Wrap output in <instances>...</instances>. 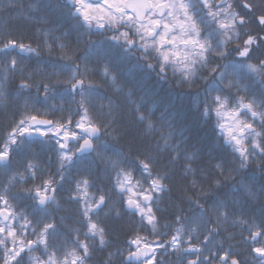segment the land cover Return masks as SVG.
<instances>
[{
    "label": "snow or ice",
    "instance_id": "snow-or-ice-1",
    "mask_svg": "<svg viewBox=\"0 0 264 264\" xmlns=\"http://www.w3.org/2000/svg\"><path fill=\"white\" fill-rule=\"evenodd\" d=\"M30 12L46 14L26 19L54 26L37 28L27 43L7 26L0 33V102L12 95L6 86L17 73L14 98L23 99L0 143V173L8 177L0 187V264H88L110 245L101 212L139 218L126 249L118 250L121 264H167V255L176 264H264V0H33ZM57 13L70 22L75 44L67 31L55 35L63 24L49 15ZM101 61L104 81L132 105L143 137L159 132L157 152L170 153L173 168L183 159L182 177H193L180 190L188 209L176 205L175 228L164 224L162 232L158 217L171 173L157 167L150 150H140L136 137L127 151L120 145L131 129L121 123L119 103L97 104L101 85L92 77ZM114 63L142 86L154 77L153 87L168 101L159 127L144 97L137 103L119 83ZM186 102L198 121L211 123L207 153L187 151L186 129L167 115ZM33 145L55 153V172L41 166ZM217 150L222 154L213 156ZM204 155L216 161L211 169L193 168ZM93 156L112 181L107 192L93 191ZM17 158L26 161L23 171L13 170ZM73 169L79 178L71 177ZM70 180L67 199L77 205L80 227L62 236L51 210L61 208L57 194ZM113 192L120 208L109 207ZM257 204L258 215L251 210ZM230 227L240 229V251Z\"/></svg>",
    "mask_w": 264,
    "mask_h": 264
},
{
    "label": "trees",
    "instance_id": "trees-1",
    "mask_svg": "<svg viewBox=\"0 0 264 264\" xmlns=\"http://www.w3.org/2000/svg\"><path fill=\"white\" fill-rule=\"evenodd\" d=\"M115 75H117L119 83L125 87V91L131 89L133 91V99L139 103L140 98L144 97L147 103L144 104V110L148 112L149 110L152 111V120L156 122L157 127H159L160 115L161 112L164 110V105L168 102L167 98H165L164 93L157 92L156 89L153 87L154 78L151 81L143 84L140 81L139 77L130 78L124 71V68L114 69ZM101 87L99 88V99H105L106 101L97 102V104H104L107 106L108 98L118 99L117 102L119 103L122 108L124 109V117L121 123L125 127H129L131 129L130 136L122 139L120 141V145L124 147L125 151H127V147L129 142L131 141L132 137L137 138V144L140 147V150L147 154L150 150L151 155L158 157V164L157 167L161 171H168L171 173V179L168 181L169 187L171 188V192L164 195L163 200L161 201L159 207L162 211L158 212V217L160 219L161 231H165L163 228L164 224H169L172 228H175L176 225L174 223L175 214H176V205L184 208L186 211L188 209V205L186 202H182L180 200L181 189L187 187L190 184V181L193 177L189 176L187 179H184L181 175L183 170V165L185 161L182 159L179 161L175 167L173 168L169 163L170 153L163 152L158 153L156 150V143L159 139V132L151 134L149 137H143L144 128L143 125L138 124L135 121L134 114L129 111L132 105H129L127 100L124 96L117 94L112 86L104 80H101L99 83ZM167 88V85L163 86ZM176 91H179L177 89ZM195 89H193V92ZM187 106L182 109L180 112H174L173 109H170L168 112V117L173 120L174 124L177 128H185V136L189 139L187 140V144L185 148L187 151L191 152L196 147L203 148V152L207 153L209 146L214 144V133L212 132L211 123L204 125L202 122L198 121L195 118V111L191 107L190 102H186ZM106 111V109H105ZM102 119H107V117H102ZM143 137V139H141ZM108 139L111 143V138H104ZM199 141V142H198ZM163 142L161 141V144ZM135 150V149H134ZM39 153V161L41 166L45 169L55 172L56 170V155L54 152H38ZM222 154V150H217L213 152V156H218ZM94 161L91 168V176L90 179L94 182L93 191L96 189H103L105 192L109 191L112 187V181L109 176L105 172L104 164L99 160H96L95 157H91ZM18 160V162H17ZM26 161L21 158L15 159L13 162V170L14 171H23V166ZM215 160H210L207 155L203 156V159L198 160L196 163H193V168H201L204 167L206 169H211ZM72 178H79V173L76 169H73L70 173ZM139 177V173L136 174ZM196 179H201V175L198 172ZM7 175L0 174V187H2L7 182ZM71 180L66 182L64 188L58 191L57 198L60 202L61 208L59 210H51L52 216L55 218V222L61 232V235L68 233L69 229L72 227H80V225L76 224V220L79 219L78 213L76 212L77 205L74 203L68 202V195L69 189L73 187ZM21 185H17L14 191H19ZM227 192V189H224ZM120 197L115 194L114 192L111 193V199L109 207L113 205L116 208H120L121 205L119 203ZM175 202V203H174ZM14 204L18 206V210L22 208V204L19 201H13ZM259 209V205H254L252 207V211L255 212L257 215ZM26 211V209H24ZM105 212L108 211V208H105ZM61 217L65 219L62 221ZM100 219L102 223L108 228L109 230V241L110 245L103 249L97 250L92 255L91 259L88 261V264H107L108 262V254L112 253V259L110 264H121L122 257L118 254V250L126 249L125 241L129 238V233L138 226L139 218L136 216H131L126 213H123L120 218H116L113 214L105 217L104 212L100 213ZM230 231L235 232L236 240L232 241L233 244H237V248L234 249L235 251H240V245L238 244L241 241L242 237L240 235L239 228H231ZM146 234L147 233H143ZM246 234V233H245ZM171 233H169V236ZM169 237H161V239H167ZM149 239H154L151 235H149ZM221 239L220 237L217 240ZM224 247H227V243H225ZM33 255H41L39 251L33 253ZM167 264H176V257L173 255H167L164 257Z\"/></svg>",
    "mask_w": 264,
    "mask_h": 264
},
{
    "label": "flooded vegetation",
    "instance_id": "flooded-vegetation-1",
    "mask_svg": "<svg viewBox=\"0 0 264 264\" xmlns=\"http://www.w3.org/2000/svg\"><path fill=\"white\" fill-rule=\"evenodd\" d=\"M52 4H57L60 0H50ZM12 3V0H0V33H3L5 26H7L14 36H23L25 37V42H28V38L35 39V31L37 28H51L54 24H39L35 23L34 20L26 19L25 17L31 15L33 17L42 16L46 13H31L30 8L33 3V0H17L16 7H10L9 5ZM65 12L67 9L64 10ZM49 18L52 19L56 23H62L63 27L60 31L55 32V35H60L61 32H68V36L66 37L67 41L71 44H75L76 36L75 33L70 31V22L66 21L62 15L57 13L56 15H49ZM35 47V44H33ZM96 72L92 77L96 83H99L101 80H104L101 72L103 68V62L101 61L99 64L95 65ZM120 68L123 66L113 64V72L115 74L114 69ZM154 78V77H153ZM19 83V74L17 73L16 79L10 81L6 86V91L11 93L9 95L8 100L6 102H0V143H2V138L8 130L9 125V117L13 114L19 118V114L21 109V105L23 104V99H15V92L17 85ZM34 94V93H33ZM106 101L105 99H98L97 102ZM74 106V105H73ZM51 118V117H49ZM33 140L39 141V137H32ZM36 148L37 152H42L41 148L38 145H33ZM15 162V159L14 161ZM3 174V173H0Z\"/></svg>",
    "mask_w": 264,
    "mask_h": 264
},
{
    "label": "rangeland",
    "instance_id": "rangeland-1",
    "mask_svg": "<svg viewBox=\"0 0 264 264\" xmlns=\"http://www.w3.org/2000/svg\"><path fill=\"white\" fill-rule=\"evenodd\" d=\"M112 99V98H111ZM113 100V102H117L118 101V99H112Z\"/></svg>",
    "mask_w": 264,
    "mask_h": 264
}]
</instances>
